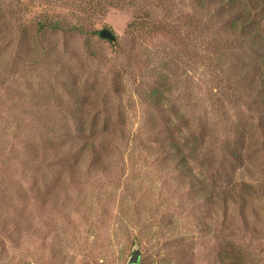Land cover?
I'll return each instance as SVG.
<instances>
[{
	"label": "rangeland",
	"instance_id": "1",
	"mask_svg": "<svg viewBox=\"0 0 264 264\" xmlns=\"http://www.w3.org/2000/svg\"><path fill=\"white\" fill-rule=\"evenodd\" d=\"M228 2L0 0V264H264V0Z\"/></svg>",
	"mask_w": 264,
	"mask_h": 264
},
{
	"label": "water",
	"instance_id": "2",
	"mask_svg": "<svg viewBox=\"0 0 264 264\" xmlns=\"http://www.w3.org/2000/svg\"><path fill=\"white\" fill-rule=\"evenodd\" d=\"M100 36L103 38V39H106L112 43H116L117 42V38L116 36L114 35V33L110 30V29H103L100 31ZM140 252L139 251H135L134 254H133V258L130 260V263L129 264H138L137 263V258L139 256Z\"/></svg>",
	"mask_w": 264,
	"mask_h": 264
},
{
	"label": "trees",
	"instance_id": "3",
	"mask_svg": "<svg viewBox=\"0 0 264 264\" xmlns=\"http://www.w3.org/2000/svg\"><path fill=\"white\" fill-rule=\"evenodd\" d=\"M233 2H234V0H229L228 3H233ZM249 25H250V21L249 20L244 21L243 26L245 28H249ZM58 26H59L58 23H54V24L53 23L38 24V31H44V30H47V29H57ZM75 29L76 28H72V30H75Z\"/></svg>",
	"mask_w": 264,
	"mask_h": 264
}]
</instances>
